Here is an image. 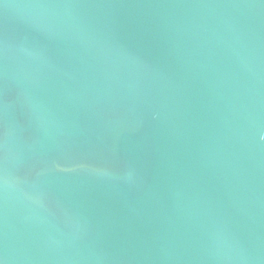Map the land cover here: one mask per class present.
<instances>
[{
  "label": "water",
  "instance_id": "1",
  "mask_svg": "<svg viewBox=\"0 0 264 264\" xmlns=\"http://www.w3.org/2000/svg\"><path fill=\"white\" fill-rule=\"evenodd\" d=\"M0 264H264V0H0Z\"/></svg>",
  "mask_w": 264,
  "mask_h": 264
}]
</instances>
